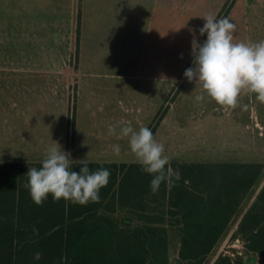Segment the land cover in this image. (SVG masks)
I'll use <instances>...</instances> for the list:
<instances>
[{
  "label": "trees",
  "instance_id": "1",
  "mask_svg": "<svg viewBox=\"0 0 264 264\" xmlns=\"http://www.w3.org/2000/svg\"><path fill=\"white\" fill-rule=\"evenodd\" d=\"M230 9L227 0L217 19ZM72 110L74 121V103ZM71 127L74 142V122ZM31 167H42L41 161L0 162V264H172L174 234L175 264H209L264 176L260 161L173 160L166 167L181 179L171 189L162 183L152 194L153 177L137 161H93L90 169L111 173L99 203L54 201L49 194L37 205L25 187ZM79 168L73 162V170ZM232 238L243 240L245 254L221 252L211 264H246L249 253L264 257V184Z\"/></svg>",
  "mask_w": 264,
  "mask_h": 264
},
{
  "label": "crops",
  "instance_id": "2",
  "mask_svg": "<svg viewBox=\"0 0 264 264\" xmlns=\"http://www.w3.org/2000/svg\"><path fill=\"white\" fill-rule=\"evenodd\" d=\"M226 1L0 0V162L42 161L55 142L72 154L81 138L76 105L82 97V77L130 81L142 64L177 61L180 15L219 13ZM125 87L127 82L115 86L105 98L94 95L97 110H106L109 127L115 126L119 115L128 122L127 101L118 94ZM71 93L74 142L69 141V128H62L63 134L62 129L61 133L60 128L49 127L54 126L50 120L59 106L65 111L63 123L72 125ZM84 102L89 107L90 97ZM108 152L114 153L112 147Z\"/></svg>",
  "mask_w": 264,
  "mask_h": 264
},
{
  "label": "rangeland",
  "instance_id": "3",
  "mask_svg": "<svg viewBox=\"0 0 264 264\" xmlns=\"http://www.w3.org/2000/svg\"><path fill=\"white\" fill-rule=\"evenodd\" d=\"M228 1L231 9L226 17L236 25L233 42L247 43L264 40V0ZM219 13L211 11L180 15L181 22H178L177 31V61L175 62L148 63L146 66L142 64L137 73H134L137 76L130 75V81L125 77L114 76L86 75L82 77L80 88L82 97L76 105L81 138L78 139L75 150H71L73 152L71 159L79 160L87 157L91 161H101L102 158H110L112 162L137 161L130 150L128 138L116 139V137L121 138L118 135L119 129L130 124L137 131L140 127L150 128L154 138L164 145L165 154L169 156L170 161L240 160L264 163V103L256 99V94L242 92L240 106L235 109L224 108L208 97L203 102H197L195 97L202 89L195 81L189 82L184 76L185 70L192 67L193 60L191 49L193 35L190 30L195 32L198 42L203 43L207 37L206 34L199 35V29L205 23L202 17L213 15L217 18ZM72 64L77 65V63ZM111 65L117 67L116 63ZM164 71L167 72L165 76H163ZM126 82L127 88L120 89L118 94L123 101H127L128 112L125 113L124 109L120 111L126 114L128 122L121 121L119 115L118 122H114L117 135L110 136L108 135L109 126L105 124L106 110H97L94 95L105 98L115 86L124 85ZM74 92L73 96H77V86ZM86 97H90L89 107L84 106ZM71 104L72 93L70 106ZM163 107L166 112L160 118L157 114ZM72 109L73 104L68 109V120L70 118L71 126L74 122ZM53 112L51 110L52 114ZM64 114L65 111H61L60 106L57 107L54 117L50 120V124L54 126L49 127L60 128L61 133L62 128L72 129L71 126L63 123ZM115 114L113 112V115ZM64 129H62L63 134ZM113 144L122 146L123 153L119 155L105 153V150L111 148ZM263 184L264 176L255 193L235 217L227 235L216 247L209 264L221 252L230 255L245 254L243 240L233 239L232 234ZM178 248L179 239L174 234L170 250L172 264H175ZM257 264H264V257H258Z\"/></svg>",
  "mask_w": 264,
  "mask_h": 264
},
{
  "label": "clouds",
  "instance_id": "4",
  "mask_svg": "<svg viewBox=\"0 0 264 264\" xmlns=\"http://www.w3.org/2000/svg\"><path fill=\"white\" fill-rule=\"evenodd\" d=\"M202 18L205 23L199 29V35L206 34L207 38L200 43L195 32L190 30L193 60L192 67L184 72L189 82L195 81L202 89L195 100L203 102L208 97L224 108L235 109L240 106L242 92L247 91L256 94V99L264 103V40L233 42L236 25L229 18L217 19L213 15ZM180 58H183L182 54ZM108 135H117L116 126L109 127ZM118 135L128 138L130 150L142 171L152 175V194L159 191L162 183L169 189L176 186L181 175L166 167L170 158L150 128L140 127L137 131L129 124L121 127ZM111 147L119 155L120 146ZM74 161L80 166L78 172L73 170ZM92 163L87 157L71 159V153L55 142L47 148L42 167L28 169L25 187L37 205H42L49 194L54 201L64 199L80 205L99 203L100 190L108 185L111 173L102 167L93 171L89 168Z\"/></svg>",
  "mask_w": 264,
  "mask_h": 264
},
{
  "label": "water",
  "instance_id": "5",
  "mask_svg": "<svg viewBox=\"0 0 264 264\" xmlns=\"http://www.w3.org/2000/svg\"><path fill=\"white\" fill-rule=\"evenodd\" d=\"M245 263L246 264H257L258 263V256L251 254V253L246 254Z\"/></svg>",
  "mask_w": 264,
  "mask_h": 264
}]
</instances>
